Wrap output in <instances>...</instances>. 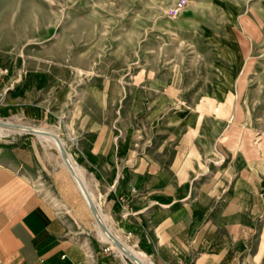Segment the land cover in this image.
I'll use <instances>...</instances> for the list:
<instances>
[{
    "label": "crops",
    "instance_id": "crops-1",
    "mask_svg": "<svg viewBox=\"0 0 264 264\" xmlns=\"http://www.w3.org/2000/svg\"><path fill=\"white\" fill-rule=\"evenodd\" d=\"M151 72L115 81L109 95L104 85L85 87L88 106L71 108V158L100 189L112 232L150 264H264V134L242 124L230 149L231 132L217 133L219 113L204 117L195 101L170 107L171 85ZM24 83L16 87L17 117L47 124L50 103L19 98ZM158 120L165 140L136 147L137 131ZM202 120L207 125H189ZM48 152L31 139L0 142L1 264H130L103 251L77 182ZM221 158L220 173L204 177L200 169Z\"/></svg>",
    "mask_w": 264,
    "mask_h": 264
},
{
    "label": "rangeland",
    "instance_id": "rangeland-1",
    "mask_svg": "<svg viewBox=\"0 0 264 264\" xmlns=\"http://www.w3.org/2000/svg\"><path fill=\"white\" fill-rule=\"evenodd\" d=\"M145 70L169 82L170 107H194L195 101L204 117L219 113L217 133L231 132L230 149L242 124L264 134V0H0V121L55 134L64 154L73 156L76 144L69 138L71 108L77 102L88 106L80 91L104 85L109 95L117 91L115 81L127 82ZM23 81L19 98L50 103L47 124L17 117L16 87ZM145 117L138 112V122ZM206 123L189 121L197 127ZM161 128L160 120L140 128L133 144L159 146L165 140ZM5 130L0 142L31 139L63 166L51 142ZM224 138L218 137V145ZM215 163L200 169L204 177L218 175L225 161ZM83 181L103 209L92 177ZM94 234L100 237L95 228Z\"/></svg>",
    "mask_w": 264,
    "mask_h": 264
},
{
    "label": "bare ground",
    "instance_id": "bare-ground-1",
    "mask_svg": "<svg viewBox=\"0 0 264 264\" xmlns=\"http://www.w3.org/2000/svg\"><path fill=\"white\" fill-rule=\"evenodd\" d=\"M15 126L11 124H5L0 121V133H3V130L5 129L11 131V133H16V134H20L23 132H32L37 136V138H39V140L41 139L47 142H51L56 147L59 156H61L63 160V166L68 169L70 175L77 182L78 189L85 198L87 205L92 209L91 214L92 217L94 218V222L92 225L95 228V230H97L101 239L107 242H113L114 246L116 247V249L120 254H124L128 256V258L131 259L136 264H145V263L150 264V262H148V260L146 259L145 255H142L141 253L137 252L134 249L137 253H139L136 254L130 247L125 246L122 242L118 240H115L114 235L112 234V231L109 228L108 223L106 222V218L104 217L99 205L95 202V197L86 188L85 182L83 181L84 171L75 165L69 153L64 154L62 150V148H64L63 143L60 140H58V138L56 139L54 137L56 135L46 134L42 129H39L38 131H32L27 127L24 128L18 126L15 127Z\"/></svg>",
    "mask_w": 264,
    "mask_h": 264
},
{
    "label": "built area",
    "instance_id": "built-area-1",
    "mask_svg": "<svg viewBox=\"0 0 264 264\" xmlns=\"http://www.w3.org/2000/svg\"><path fill=\"white\" fill-rule=\"evenodd\" d=\"M129 235V234H127ZM134 249V248H133ZM103 251L105 252H109V253H112V254H118V255H121V256H124L126 259H128V261L130 262V264H134L129 258L128 256L126 255H122L118 252V250L116 249V247L114 246L113 242H107L106 241V245L104 246L103 248ZM146 257V256H145ZM146 259L148 260V258L146 257ZM149 262V261H148ZM1 264V262H0ZM163 264H188V263H185L181 260H176V261H172V262H165Z\"/></svg>",
    "mask_w": 264,
    "mask_h": 264
},
{
    "label": "water",
    "instance_id": "water-1",
    "mask_svg": "<svg viewBox=\"0 0 264 264\" xmlns=\"http://www.w3.org/2000/svg\"><path fill=\"white\" fill-rule=\"evenodd\" d=\"M31 133V132H30ZM88 208H89V210H90V212L92 213V209L88 206Z\"/></svg>",
    "mask_w": 264,
    "mask_h": 264
}]
</instances>
